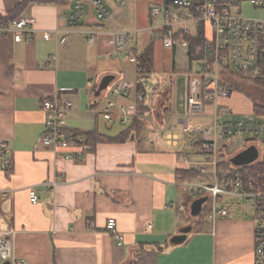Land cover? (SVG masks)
<instances>
[{
    "label": "crops",
    "instance_id": "1",
    "mask_svg": "<svg viewBox=\"0 0 264 264\" xmlns=\"http://www.w3.org/2000/svg\"><path fill=\"white\" fill-rule=\"evenodd\" d=\"M22 1L0 0V20ZM102 1L109 11L117 9L115 0ZM73 4L30 3L20 17L36 19L33 40L0 38V142L8 145L11 160L8 171L0 170V238L10 236L15 258L26 264H254L252 216L243 218L234 210L215 220L205 212L192 216L196 198L185 186L191 180L182 179L179 172L197 171L203 162L195 139L181 133L177 137L183 145L175 151L179 140L171 145L152 134L153 127L182 130L177 122L182 115L174 107L175 87L168 100H162L158 122L149 116L151 123L139 137L99 143L80 161L60 159L42 146L43 99L56 96L73 102L70 130L116 137L121 131L112 132L113 126L120 123L104 121L106 95L95 92L106 76L114 77L112 85L123 79L136 82L139 75L132 66L135 79L130 80L106 56L113 51L108 45L113 22H99L88 2L83 20L72 26L67 17ZM111 18L118 24L114 15ZM92 30L101 34L90 45L87 36ZM44 31L67 35L68 42L45 41ZM176 68L174 60L164 72ZM241 98L247 108L239 109L232 98L226 105L236 113L250 112L249 100ZM30 189L37 191L39 204H31ZM109 219L116 220L124 236L122 246L106 233ZM178 236L185 239L174 244Z\"/></svg>",
    "mask_w": 264,
    "mask_h": 264
},
{
    "label": "built area",
    "instance_id": "2",
    "mask_svg": "<svg viewBox=\"0 0 264 264\" xmlns=\"http://www.w3.org/2000/svg\"><path fill=\"white\" fill-rule=\"evenodd\" d=\"M88 2L93 5L99 22H113L114 30L108 41L113 51L106 54L107 58L118 57L136 68V50L128 47L130 34L117 29L116 21H112L111 13L102 0H74L72 13L67 17L68 23L72 26L80 24ZM115 2L125 8L128 0ZM251 3L257 8L263 5L261 0H251ZM240 4L236 0H164L162 5L150 10L149 16L153 23L160 20L153 32L161 33L160 41L166 51L178 48L186 51L185 112L177 117V122L182 125V136L192 137L199 143L198 153L203 162L196 169L200 177L186 182L185 186L196 199L207 198L202 214L209 203L211 220L230 215L233 207L225 204V200L239 198L247 201L256 223L254 264H264V112L251 110L236 113L226 105L233 96L230 80L258 82L264 88V22L242 18ZM36 23L32 16L7 22L1 20L0 38L12 36L16 43L30 42ZM193 27L197 28L195 34L191 32ZM200 27L203 28L201 43L191 54L189 38H197ZM100 34L98 30L90 31L87 42L96 44ZM43 39L56 40L58 44L65 45L69 37L60 36L57 31H44ZM51 60L53 63L56 58ZM172 72H164V77H158L156 82L159 85L148 95V103L145 93L137 91V81L123 79L110 85L103 91L107 100L101 112L104 121L108 124L118 121L122 126H129L133 120L141 118L139 106L148 104L152 109L150 117L158 122L162 100L177 80ZM139 77H147V74H139ZM88 85L91 91L95 89L93 83ZM130 99L132 102H123ZM41 109L45 115L41 144L46 150L66 161H80L94 150L81 134L85 131L77 130L80 133L76 134V130L68 128L73 102L56 96L48 97L43 99ZM193 118L208 119L210 124L194 126L190 124ZM146 120L150 122L149 117ZM152 131L156 140H163L162 128L153 127ZM239 137L245 138L240 154L254 149L257 157L249 164L234 166L231 163L233 158L228 157L225 150ZM178 140L177 136L166 138L171 145H177ZM185 161L188 162V159L185 158ZM10 163L9 147L0 142V170L8 171ZM243 168L251 171L248 178L241 174ZM237 190L241 192L236 193ZM29 200L33 205L39 204L35 189L29 190ZM105 230L117 246L124 244V236L117 229L116 220L109 219ZM6 263L26 264L24 259L15 258L10 236L0 238V264Z\"/></svg>",
    "mask_w": 264,
    "mask_h": 264
},
{
    "label": "rangeland",
    "instance_id": "3",
    "mask_svg": "<svg viewBox=\"0 0 264 264\" xmlns=\"http://www.w3.org/2000/svg\"><path fill=\"white\" fill-rule=\"evenodd\" d=\"M164 0H128L127 6L125 8H121L116 4V8L114 11L110 10L111 14L115 16V18L118 21L117 29L121 32H127L130 34V40L128 42V47L136 49L137 51L144 50L146 46L149 44L152 37H154L153 28L160 23V20L158 19L157 22L153 23V26L150 25V10L153 7L160 6L163 4ZM240 15L244 19L249 20H260L264 22V1L263 5L260 8L255 7L251 1H240ZM104 23H110L108 21L103 22ZM151 27V28H150ZM191 32L195 34L197 32V28H192ZM158 40L154 41V58H155V70L152 73L153 78L151 79V82L156 81V78L165 76L164 71H168V68L170 69L171 64L175 60L177 64V68L175 72H172L171 74H175L177 77L176 83L174 85L175 87V93H174V107H175V113L179 115H183L185 112V103H186V95L184 90V80L185 75L187 72L186 65V51L182 48H178L175 51L168 52L166 51L162 43L159 39V37H156ZM106 45H104V48ZM175 52V53H174ZM101 60L100 62H102ZM105 64L107 65L108 62L106 61ZM111 64L116 65V69L121 70L122 68L125 71V74L129 79H135L134 76V68H132V65L119 62L117 60V57H114L111 59ZM123 64V65H122ZM164 69V70H163ZM243 88H245L247 93H249V96L252 99V102L258 105H264V88L260 85H253L252 82L248 81L246 83H240L237 81ZM246 94V93H245ZM245 99L247 98L245 95L243 96ZM232 100L235 102V105L240 109L247 108L246 102L241 97L233 94ZM105 104V101H104ZM234 110V109H233ZM247 110V109H246ZM248 110L250 111V106L248 107ZM235 111V110H234ZM237 111V110H236ZM235 111V112H236ZM237 113H240L238 111ZM101 119V118H100ZM150 119V118H149ZM102 121V119H101ZM118 123V122H117ZM190 124L196 126L195 124H202L203 126H208L210 124V120L208 119H193L191 120ZM113 131H120L127 129L128 126H122V125H114ZM147 133V132H146ZM182 131L180 128H177L176 130H165L163 131V142H166L167 136H181ZM139 137V134L136 135ZM139 139V138H138ZM245 144V138H237L236 140L232 141L228 148L225 150V153L228 157H232L233 159L240 154V152L243 150ZM181 143V137L179 139V146L174 147L175 151H178L182 147ZM241 192L240 190H237L236 193ZM228 206H232L234 211L238 216L243 218H251L252 216V210L248 207V203L245 200H241L239 198L234 200H225L224 202ZM240 203L241 205L238 206L237 204ZM205 214H210L211 211V205L208 203L205 205Z\"/></svg>",
    "mask_w": 264,
    "mask_h": 264
},
{
    "label": "trees",
    "instance_id": "4",
    "mask_svg": "<svg viewBox=\"0 0 264 264\" xmlns=\"http://www.w3.org/2000/svg\"><path fill=\"white\" fill-rule=\"evenodd\" d=\"M200 0H195V2H198ZM69 0H24L21 3H19L12 12L8 14V16L2 21H12L17 18H19L22 14V12L27 8V6L30 3H55L58 5H65L68 3ZM1 21V20H0ZM152 21L150 20V25H152ZM203 28H199V36L197 38H189V41L191 42V54L194 53L196 47L200 45L201 43V34H202ZM156 37H159L161 39V33L155 32L154 37L150 40L149 44L146 46V48L141 51L137 52L134 51L137 55L138 64L136 66V70L138 74L140 75H149V77H139L137 78V91L143 92L147 96V102L148 103V95H150V92L154 90L159 84L157 82H151L150 76L155 70V44L154 41L158 40ZM253 85H259L258 82H253ZM230 87L233 88V94L234 96H240L243 97L244 95L247 97V99L250 102L251 110L259 113L264 112V105H258L252 102L251 97L249 96V93H247L246 89L243 88L237 80H230ZM246 93V94H245ZM170 95V90H168L165 94L166 100H168V97ZM139 112H140V119H135L132 121L131 125L128 126L127 129L123 130L119 133L116 137H106L98 134L95 131L91 132H83L81 133L88 141L89 144L93 145V148L95 149V146L99 143H116V142H122L132 135H142L147 129H148V122L146 118H148L152 114V109L150 108V105L148 104H142L139 106ZM74 133L79 134V131H74ZM196 147L199 148V143L196 142ZM226 167V166H225ZM228 168V167H227ZM241 174L246 175L244 178H248L251 174V171L248 169L243 168L240 170ZM181 176L182 179H190L191 181L193 179H197L200 177V173L198 171H189V172H179V177Z\"/></svg>",
    "mask_w": 264,
    "mask_h": 264
},
{
    "label": "water",
    "instance_id": "5",
    "mask_svg": "<svg viewBox=\"0 0 264 264\" xmlns=\"http://www.w3.org/2000/svg\"><path fill=\"white\" fill-rule=\"evenodd\" d=\"M236 1H251V0H236ZM264 1V0H261ZM114 80L113 76H106L105 78L102 79L100 86L98 87L97 91L95 92L96 96H99L101 94L102 91L106 90L109 85L111 84V82ZM257 157V154L255 152L254 149H249L246 152H243L241 154H239L238 156H236L234 159L231 160V163L234 166H241V165H245V164H249L252 161H254ZM207 202V198H199L196 199L195 201H193V203L191 204V211H192V216L193 217H198L200 216V214H202V210H203V205ZM190 231V228H189ZM186 233V230L184 231ZM185 239V236H178L176 238L173 239V243L174 244H178L180 242H182ZM8 264V263H6Z\"/></svg>",
    "mask_w": 264,
    "mask_h": 264
}]
</instances>
